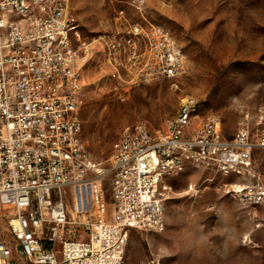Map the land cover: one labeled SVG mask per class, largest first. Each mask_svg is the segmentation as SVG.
I'll return each instance as SVG.
<instances>
[{"label":"built area","instance_id":"2783aa9c","mask_svg":"<svg viewBox=\"0 0 264 264\" xmlns=\"http://www.w3.org/2000/svg\"><path fill=\"white\" fill-rule=\"evenodd\" d=\"M127 1L140 21L117 11L115 27L94 39L105 62L135 83L181 75L186 59L175 38L146 20L145 0ZM88 46L67 0H0V211L9 213L20 264H125L129 230L164 228L168 177L187 165L249 176L253 149L264 148L262 113L244 112L227 139L217 115L199 117L196 102L185 100L156 134L143 124L122 131L108 168L98 169L78 114ZM220 189L251 205L255 228L264 227V184ZM187 190L196 196L201 186ZM242 242L254 244L248 235Z\"/></svg>","mask_w":264,"mask_h":264},{"label":"rangeland","instance_id":"374dc122","mask_svg":"<svg viewBox=\"0 0 264 264\" xmlns=\"http://www.w3.org/2000/svg\"><path fill=\"white\" fill-rule=\"evenodd\" d=\"M67 3L82 41L89 44L81 62L78 114L82 142L98 169L108 168L122 131L143 124L156 134L185 100L196 102L199 117L217 115L227 139L236 133L244 112L264 115V0H145L144 17L175 38L186 62L179 76L139 83L126 73L118 77L105 62L102 45L94 41L118 23L119 9L134 21H140L138 12L127 0ZM251 157L257 182L264 184V148L253 149ZM234 178L197 169L168 177L164 228L129 230L125 264H264L261 237L254 239L256 245L242 242V232L250 226L247 207L214 190ZM194 183L203 187L197 196L186 191ZM102 185L111 219L108 175ZM8 216L0 211V264H20Z\"/></svg>","mask_w":264,"mask_h":264},{"label":"crops","instance_id":"0c3cea01","mask_svg":"<svg viewBox=\"0 0 264 264\" xmlns=\"http://www.w3.org/2000/svg\"><path fill=\"white\" fill-rule=\"evenodd\" d=\"M114 27L115 26H113L112 28L109 27L108 30L113 29ZM193 169L194 170H196V169L197 170H204V169H200V168H195V167L190 166V165H187L183 170L186 171V170H193ZM204 171H211V170H204ZM212 172H214V171H212ZM229 176H232V177L234 176L235 177L234 180L229 181V182H224V183H221V184H217V185L214 186V190L215 191H221L222 193H224L220 189V187H222V185H225V184H228V183H238L239 184V183H244V182H248V181L257 182V179H256V177L254 175V169H253L252 175H249V176H236V175H232V174L229 175ZM195 185H199V184H195ZM199 186H201V185H199ZM186 191H187V193H189L187 188H186ZM202 191H203V187L201 186V190H200L199 194L202 193ZM199 194H197V195H199ZM239 203H241V202H239ZM242 204L247 207L246 216H247L248 221L250 222V226L244 232H242V239H243L244 236L248 235V238H251L253 240V242H254L253 245H256L257 243L255 242L254 239L256 237L260 236L261 239H262V242H264V227L255 228V226H254V219H253V215H252V212L254 211V208L251 205L244 204V203H242ZM138 232H141V231H138ZM141 233H143V232H141Z\"/></svg>","mask_w":264,"mask_h":264},{"label":"bare ground","instance_id":"6f19581e","mask_svg":"<svg viewBox=\"0 0 264 264\" xmlns=\"http://www.w3.org/2000/svg\"><path fill=\"white\" fill-rule=\"evenodd\" d=\"M129 2V1H128ZM129 5L132 7V8H135V4L129 2Z\"/></svg>","mask_w":264,"mask_h":264}]
</instances>
